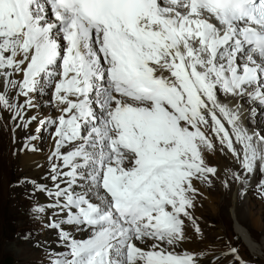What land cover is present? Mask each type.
Instances as JSON below:
<instances>
[{
    "label": "snow or ice",
    "instance_id": "6c2138e0",
    "mask_svg": "<svg viewBox=\"0 0 264 264\" xmlns=\"http://www.w3.org/2000/svg\"><path fill=\"white\" fill-rule=\"evenodd\" d=\"M0 119L37 264H255L198 210L264 201V0H0Z\"/></svg>",
    "mask_w": 264,
    "mask_h": 264
},
{
    "label": "rangeland",
    "instance_id": "374dc122",
    "mask_svg": "<svg viewBox=\"0 0 264 264\" xmlns=\"http://www.w3.org/2000/svg\"><path fill=\"white\" fill-rule=\"evenodd\" d=\"M11 129L12 122L4 120V125L0 129V264H37L40 253L19 238L25 231L32 228L33 224L25 215V209L28 207V202L23 199H15L16 195L14 187L11 185L20 177L31 175L30 170L26 168L21 170L20 157L18 155L15 157L13 156L15 148L19 144L17 143L18 138L16 139V143H13ZM39 134L42 137V141L38 144V146L43 151L37 153L41 154L45 149L44 144H48L50 138L46 129L42 130ZM41 171L42 175L45 170ZM40 176L32 177L39 178ZM216 191L225 192L219 187H216V189L212 192ZM228 194L229 196L226 197L228 205L227 203L225 204V202H218L216 208L220 210L219 212H213L212 209L205 205L200 208L202 218L208 221V225L213 224L212 227L205 228L207 240L211 239V242H213L208 249L210 255L212 252L218 253L221 250L220 248L214 246L217 242L219 243L216 237H213L214 231L221 228L229 241H231L229 235H237L235 233L237 218H235L234 209L232 208L234 204L233 202L235 201L234 197H236V195L234 191ZM244 199L242 200V207H239V216H241L243 221H245L242 225L249 231L256 245H262L264 242V229H256L253 226L252 221L248 219L247 196ZM249 201L254 202L255 204L257 202L263 203L255 200L252 195L250 196ZM256 205L258 206V204ZM254 213L258 214L264 226V211L263 214H261V212L255 207ZM236 237L238 239L237 242L233 243V246H236L239 249L241 255L244 256L245 259H253L255 264H264V251L256 254L251 253L245 245L242 237ZM34 250L37 254H34Z\"/></svg>",
    "mask_w": 264,
    "mask_h": 264
},
{
    "label": "bare ground",
    "instance_id": "6f19581e",
    "mask_svg": "<svg viewBox=\"0 0 264 264\" xmlns=\"http://www.w3.org/2000/svg\"><path fill=\"white\" fill-rule=\"evenodd\" d=\"M3 125H4V120L3 119H0V129L3 127ZM35 127H36V124L34 123L32 125L33 130L35 129ZM23 135L24 134L21 132L17 136V138H18L17 143L18 144L20 143ZM37 135H38V139H37V141L35 143L38 145L39 143H41L42 137H41V135L39 133ZM50 143H51V141H49L48 144H44L45 149H44V152L41 153V154H38V153H29L27 156L18 155L20 157L21 163H25L26 164V166L24 168L30 170L31 177L32 176L33 177L34 176H40L41 175V172H42L41 170H45V171L47 170L46 155H47L48 149L50 147ZM28 161H39L41 164L44 165V167H41V168L32 167V166H30V165L27 164ZM221 163L227 164V161L222 159L221 160ZM217 187L221 188L219 185ZM223 191H225V190H223ZM14 192H15V195H16L15 196V199H23L22 190L21 189L14 188ZM228 193L229 192H227V191H225V192H221V191L212 192V191H210L209 192V197L210 198H209L208 201H206L204 203V205L207 206L208 208L212 209L213 212H216L217 213V212L220 211L219 209L216 208L218 202L221 201V202H225V204H226L227 203V201H226L227 198L226 197L229 196ZM250 196L251 195H248L247 196V200H248V203H247V210H248L247 216L249 217L248 219L250 221H252V224H253V226L256 229H260V230L261 229H264V226H263V223H262L261 218L258 216L257 213H254V208L256 207V209H258L261 212V214H263V211H264V204L263 203H264V201L260 200L254 194H252V197L255 200L263 202V203H258L257 202L256 203V204H258V206H257L254 202L249 201L250 200ZM44 199H45V197L43 195H40V200L43 201ZM229 199H230V197H229ZM234 199H235V201L233 202L234 204H233L232 208L234 209V216H235V218H237L236 219L237 225L235 227V233L237 234L236 236H241L242 237L245 245L251 251V253L256 254L258 252H263L264 251V242H263L262 245H256V243L253 240V237L250 235L249 231L242 225V223H244L245 221H243V218L241 216H239V211H240V208L239 207L240 206L242 207V205H243L242 202L243 201L237 199L236 197H234ZM227 205H228V203H227ZM198 214L200 216L202 215L200 209L198 210ZM203 221L206 224L208 222L205 219H203ZM210 224H211V222H210ZM211 225H213V224H211ZM218 233L219 234H224V231H222V229L219 228V230H216V231L213 232V237H216V239H217V234ZM236 236L229 235V238H230L232 244L235 243V242H237V239L238 238ZM206 242L210 246L213 243V242H211V239L210 240H207ZM191 246H194V247H202V245H200L199 243H195V244H193ZM34 254H37V252H35V250H34Z\"/></svg>",
    "mask_w": 264,
    "mask_h": 264
}]
</instances>
